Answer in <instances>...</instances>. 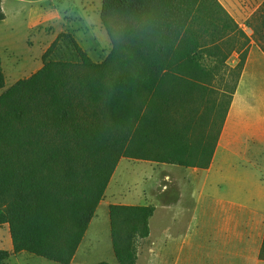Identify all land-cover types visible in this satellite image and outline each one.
Returning <instances> with one entry per match:
<instances>
[{
	"label": "trees",
	"instance_id": "trees-1",
	"mask_svg": "<svg viewBox=\"0 0 264 264\" xmlns=\"http://www.w3.org/2000/svg\"><path fill=\"white\" fill-rule=\"evenodd\" d=\"M100 17L113 43L104 60L94 62L71 33L61 32L42 54L41 67L0 93V225L7 224L12 243L11 251L0 249V263L28 252L70 264L123 156L181 166L210 162L228 104L212 145L199 151L202 163L177 145L171 126L161 138L162 152L152 155L133 143L147 131L159 135L162 83L202 72V53L235 77L230 103L248 35L219 0H102ZM62 38L78 62L47 58ZM228 40L236 44L223 46ZM233 52L238 60L230 66ZM85 105L92 108L89 121L81 116ZM108 212L116 259L135 264L136 243L149 234L154 206L109 204Z\"/></svg>",
	"mask_w": 264,
	"mask_h": 264
},
{
	"label": "rangeland",
	"instance_id": "rangeland-1",
	"mask_svg": "<svg viewBox=\"0 0 264 264\" xmlns=\"http://www.w3.org/2000/svg\"><path fill=\"white\" fill-rule=\"evenodd\" d=\"M233 1L235 0H222L239 27L248 35V51L256 44L264 46V0H247V6L239 9L237 6L232 7L230 2ZM101 7L102 0H0V8L4 13V18L0 19V63L4 76L0 93L18 79L27 77L40 68L42 54L61 32L71 33L94 62L104 60L113 43L101 20ZM235 44V40H228L223 46L232 47ZM202 55L201 64L205 68L202 72L188 71L174 80L162 83L160 95L166 100V104L162 109V120L157 122L160 133L157 137L149 131L141 138L136 136L138 140L133 146L142 145L144 150L152 155L162 152L161 138L165 135L167 127L171 126L173 132L178 134L177 145L185 154L191 155L190 160L203 162L199 151L213 143L220 126L221 114L225 106H229L230 89L235 77L230 78L226 68L223 70L219 65H214L215 56L206 52ZM237 56L236 52L230 54L226 60L227 65H234L238 60ZM47 58L79 61L72 44L63 38L55 44ZM212 75L214 77L210 78ZM245 81L258 89L263 86L264 66L260 63L250 65ZM87 108L85 112H81V116L89 121L92 119V108ZM182 168L180 165L150 159L121 157L89 222L88 232L78 251L75 264H95L99 261L120 264L114 254L111 231L109 235L108 203H147L151 196L147 188L149 182L156 188V197L158 173L165 170L169 172V176H174L175 171ZM117 201L120 203H113ZM117 231L119 237L123 238L124 228L118 226ZM141 239L136 243L135 262L138 264H142L139 248ZM0 249L12 250L7 224L0 225ZM0 264L61 263L28 252H20L12 254Z\"/></svg>",
	"mask_w": 264,
	"mask_h": 264
},
{
	"label": "crops",
	"instance_id": "crops-1",
	"mask_svg": "<svg viewBox=\"0 0 264 264\" xmlns=\"http://www.w3.org/2000/svg\"><path fill=\"white\" fill-rule=\"evenodd\" d=\"M245 1L230 3L239 9ZM258 62L264 66V50L256 44L247 53L208 166L180 165L174 176L160 171L156 197L149 182L154 212L139 247L142 264H264V85L258 89L245 81L247 69Z\"/></svg>",
	"mask_w": 264,
	"mask_h": 264
}]
</instances>
